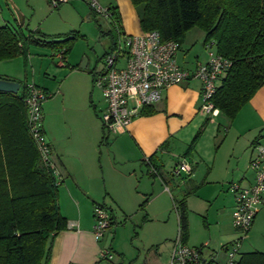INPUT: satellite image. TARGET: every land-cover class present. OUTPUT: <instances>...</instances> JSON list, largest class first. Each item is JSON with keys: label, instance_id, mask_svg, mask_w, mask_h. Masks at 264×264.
Wrapping results in <instances>:
<instances>
[{"label": "crops", "instance_id": "0c3cea01", "mask_svg": "<svg viewBox=\"0 0 264 264\" xmlns=\"http://www.w3.org/2000/svg\"><path fill=\"white\" fill-rule=\"evenodd\" d=\"M11 2L15 3L13 0ZM27 3L33 16L38 10H45L47 19L56 16L49 11L47 0H27ZM109 4L118 9L121 31L128 35L144 33L131 0H110ZM87 8L83 0L62 5L57 9L59 13L54 22L46 25L38 22L40 26L31 32L40 31L48 38L77 33L78 38L88 40L89 34L85 27L87 25L96 30V24L91 18L94 15L89 10L90 15ZM18 26L24 30L23 25ZM187 42L188 35L180 47L178 62L183 68L192 71L199 64L207 63L209 55L203 44L205 51L196 50L193 58L191 46ZM183 47L187 52L183 51ZM109 50L97 60L86 55V69L80 68L85 54H67L66 69L54 65V59H51L52 62L42 59L40 65H35L29 59L32 76L31 80L27 77L25 83L34 84L52 94L43 104L44 131L59 172L56 180L60 211L68 221L67 230L52 239L50 264H109L107 261L113 264V252L112 258L108 260L103 259L101 254L107 248L112 251L115 242L109 241V237L104 239L108 232L104 240L98 241L94 235L95 205L103 204L108 208L115 226L118 217L121 215L123 218L127 214V200L130 199V203H135L145 213L143 224H146L154 217H159L153 204L157 196L170 194V190L166 189L168 185L181 192L183 197L188 189L198 186L187 198L189 232L185 243L191 247H203L205 254H211L218 262L226 263V248L240 236L233 226L235 199L228 193L227 186L231 182L243 186L254 183L255 175L250 164L255 155V145L264 141V86L233 121L220 111L214 119L201 113L202 86L198 80L172 86L165 91L162 101L152 106L155 113L144 115L141 112L125 134L113 135L112 139H108L100 120L106 105H102L96 97L93 73ZM4 75L2 77L11 78V74ZM222 117L226 118L222 122L228 128L212 159V167L207 168L206 155L202 156L200 152V141L189 155L188 147L206 124L216 125ZM221 126L219 123L218 132ZM228 142L232 144L230 150L223 149ZM193 153L200 154L201 159L194 166L187 160ZM149 157H152V164L160 168L162 176L152 177L149 174L148 165L144 163L145 158ZM233 159H237L235 166L232 165ZM107 160L108 164L112 161L116 166L129 171L128 186L110 188L105 181L106 185L102 187L101 174H104ZM181 161L192 165L193 170L190 175L178 179L171 173ZM163 186L165 190L162 192ZM167 198L170 200L169 196ZM147 199L146 208L140 209ZM169 221L170 217L167 223ZM176 223L179 231L178 215ZM155 241L157 249L152 264H170L175 241L173 235L163 229ZM115 251L118 255L115 261L123 264L120 252ZM250 252H264V203L242 244L241 254Z\"/></svg>", "mask_w": 264, "mask_h": 264}, {"label": "trees", "instance_id": "16d2710c", "mask_svg": "<svg viewBox=\"0 0 264 264\" xmlns=\"http://www.w3.org/2000/svg\"><path fill=\"white\" fill-rule=\"evenodd\" d=\"M131 2L144 33L159 31L163 41L172 40L181 47L188 33L199 27L205 32L204 45L213 42L218 54L232 62L213 100L229 120H235L264 86V0ZM110 6L114 27L121 31L118 9ZM74 35L77 39L78 34ZM39 37L48 38L40 31L26 34L22 26L0 27V63L22 57L27 67L32 46H50L59 51L68 44L44 43ZM71 49L67 48V54ZM26 85L16 95L0 92V264H50L52 239L68 228L60 211L56 176L42 160L29 133ZM153 113L152 106L142 111L144 115ZM201 136L202 130L189 145L188 155ZM149 159L152 161V157ZM197 188L188 189L174 203L183 242L189 232L187 198ZM147 204L148 199L140 209ZM236 264H264V252L241 254Z\"/></svg>", "mask_w": 264, "mask_h": 264}, {"label": "built area", "instance_id": "2783aa9c", "mask_svg": "<svg viewBox=\"0 0 264 264\" xmlns=\"http://www.w3.org/2000/svg\"><path fill=\"white\" fill-rule=\"evenodd\" d=\"M47 1L52 9L57 10L74 0ZM83 1L88 4L94 16L101 17L114 26L110 4L104 5L101 0ZM206 49L208 62L199 64L191 71L183 68L178 62L179 44L172 40L163 41L159 31L128 35L117 30V36L104 56L103 69L95 70L93 74L94 87L102 92L106 103L100 117L104 129L114 136L125 134L143 109L161 102L165 91L170 87L183 85L190 80H198L201 83V113L210 119L217 117L219 110L213 100L220 81L231 68L232 62L218 54L213 42L207 44ZM56 56L60 60V67L68 66L66 49L59 50ZM51 97L52 94L34 84L26 85L25 105L29 133L42 160L56 176L59 172L44 131L43 104ZM254 150L256 155L250 164L255 175L254 183L243 186L235 182L229 186L235 199L233 226L240 236L226 248L227 262L220 263L213 255L205 254L203 247L187 245L178 232L173 243L170 264H236L241 256L243 241L264 203V143H257ZM144 163L148 165L149 174L160 177L159 170L149 158H145ZM192 169V165L181 161L174 167L171 175L181 178L183 175H190ZM94 219V235L99 241L114 226V220L103 204L95 205ZM101 256L103 259H111V249H104Z\"/></svg>", "mask_w": 264, "mask_h": 264}, {"label": "rangeland", "instance_id": "374dc122", "mask_svg": "<svg viewBox=\"0 0 264 264\" xmlns=\"http://www.w3.org/2000/svg\"><path fill=\"white\" fill-rule=\"evenodd\" d=\"M13 1L15 3L11 2V0H0V27L9 25L12 28H17L18 25H23L24 31L26 32V34H28L29 31L40 26L38 25V22L45 23L46 25L48 22L51 21L54 22L55 19L58 17L57 14L59 13V10L52 9L50 6H48L49 11L55 14L56 16H51L50 18L47 19L48 15L46 14L45 10L43 12L38 10V12L33 16V11H31L30 8L28 7L27 0H13ZM101 1L104 5H108L110 2V0H101ZM89 10L90 8L88 9V11ZM24 18H26V21H23ZM91 18L96 24L95 25L96 30L90 29V26L86 25L85 28L89 34L88 40H86L83 37L77 38L75 40L73 39L67 42L68 44L66 46L67 48H69V46L72 47L69 54H78V55L85 54L83 56V60L86 58L85 57L86 55H89L90 57L96 60L101 59L105 51L111 48L113 41L117 36V30L114 28V26L109 24L107 20L92 15ZM29 21H31V24L29 23ZM24 22L25 24H23ZM78 23L79 22H77V24ZM29 24L30 27H28ZM204 40H205V32L201 30L199 27L194 28L188 33L187 43H189L191 46L190 50H192L193 58L195 56L194 52L196 50L198 51L200 49H203V51H205L203 47ZM66 47H64V49H67ZM183 51L187 52L186 48L183 47ZM58 53L59 51L57 48H53L50 46H32L28 58L27 67L25 66V61L22 57H18L6 62H1L0 78L13 80L21 83L22 88L20 92H22L23 86L24 84H26L25 83L27 80L26 78L28 77V79L31 80L32 68L30 65V61L32 62L33 60V63L35 65H40L42 59H46V61H51V59H54L56 60L55 61L56 64L54 65L60 67L59 65L60 60L56 56ZM103 61H104V57L102 58V61H99L96 67V71H100L101 69H103V65H104ZM62 68L66 69L67 67H60L59 69ZM4 74H11V78L2 77L5 76ZM95 89H97L95 93L96 97L99 98L101 104L105 106L106 103L104 101V98L102 97V92L98 88ZM47 101H45V103ZM222 119H224L223 121H226L225 117H222L221 121H219V123L222 124L220 132H218L217 130L219 123H217L216 125L206 124L202 129V136L199 140L200 141L199 148L201 155L202 156L203 154L206 155L204 157L208 163V165H205L207 166V168L212 167V159L216 155L217 150L219 148V143L225 137V133L228 128L227 127L228 125H226L225 122H222ZM105 134L106 137H108V139H112L114 137L113 135L109 134L107 131H105ZM261 143H264V141H262ZM231 145L232 144H229L228 142L227 144H225V147L223 149L230 150ZM187 160L189 163L191 164L193 163L192 165L194 166L196 165V162L200 163L201 160L200 154L193 153L192 155L188 156ZM236 162L237 159H233L232 165L235 166ZM200 166L202 169V164H200ZM128 172L129 171H126L123 168L113 164L112 161L108 164V160H107L104 168V174L103 175L101 174L102 187H105L106 185L105 181L108 182L110 188L128 186L130 180ZM178 179H182V177ZM231 183H235V182H231ZM231 183H229L227 186L228 193H231L229 190V186ZM118 189L120 190L122 188H118ZM168 189L170 190L169 191L170 194L168 193V195L167 194L166 195L170 197V200H168L167 196L160 195L156 197L155 202L153 204V209L158 212L159 217L157 218L159 219L154 217L151 221L147 222L146 224H143L144 221L143 219H145V213L139 210L138 205H135V203L134 204L130 203V199L127 200V206H126L127 214L124 215L125 217L123 218L121 215H120L121 217L120 216L118 217V221H116V225L108 230V233L104 238L107 240V238L109 237V241L115 242L113 243V245L115 246L114 249L112 250L114 257L113 264H118L117 260L115 261L116 259L115 256L118 257L115 250L120 252L119 255L121 259H123L124 261L123 264H152L157 249V245H156L157 243L155 240H157L160 237L161 230L167 229L169 231V234L173 235L174 240L177 238L178 236V224L176 223L177 212L175 210L174 203L180 200L183 197V195L181 192H179L171 185H168ZM161 190L163 192L165 190V186H163ZM169 217H170V221L167 223V219ZM107 262L111 264L110 261Z\"/></svg>", "mask_w": 264, "mask_h": 264}, {"label": "water", "instance_id": "95a60500", "mask_svg": "<svg viewBox=\"0 0 264 264\" xmlns=\"http://www.w3.org/2000/svg\"><path fill=\"white\" fill-rule=\"evenodd\" d=\"M75 39V36L70 35L67 37H60V38H43L39 37V40L44 43H55V44H65L69 42L70 40ZM87 59H84L80 68L86 69L87 67ZM21 90V84L19 82L13 81V80H7L0 78V92H6V93H12V94H18Z\"/></svg>", "mask_w": 264, "mask_h": 264}]
</instances>
